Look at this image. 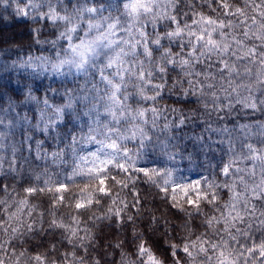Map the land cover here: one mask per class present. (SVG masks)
Here are the masks:
<instances>
[{
	"label": "clouds",
	"instance_id": "clouds-1",
	"mask_svg": "<svg viewBox=\"0 0 264 264\" xmlns=\"http://www.w3.org/2000/svg\"><path fill=\"white\" fill-rule=\"evenodd\" d=\"M153 262L264 264V0H0V264Z\"/></svg>",
	"mask_w": 264,
	"mask_h": 264
},
{
	"label": "snow or ice",
	"instance_id": "snow-or-ice-1",
	"mask_svg": "<svg viewBox=\"0 0 264 264\" xmlns=\"http://www.w3.org/2000/svg\"><path fill=\"white\" fill-rule=\"evenodd\" d=\"M145 174H147V173H145ZM101 184L103 185V181H101ZM103 190H104L103 187H101V191H103ZM189 203H191V201H189ZM80 206H81L80 204L77 205V207H80ZM153 264H155V262H153Z\"/></svg>",
	"mask_w": 264,
	"mask_h": 264
}]
</instances>
